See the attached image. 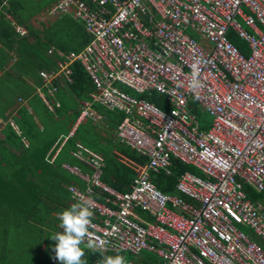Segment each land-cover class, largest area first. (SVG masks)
<instances>
[{
    "label": "built area",
    "instance_id": "2783aa9c",
    "mask_svg": "<svg viewBox=\"0 0 264 264\" xmlns=\"http://www.w3.org/2000/svg\"><path fill=\"white\" fill-rule=\"evenodd\" d=\"M8 2L0 0V12ZM47 13L82 22L89 40L38 69L36 93L53 110L54 81L71 83L73 62L82 65L94 86L89 100L80 102L69 134L58 140L59 148L85 119L103 124L93 108L98 104L122 113L115 136L147 159L123 192L101 180L102 161L80 148L71 154L91 173L63 164L84 183L67 187L69 200L90 198V232L108 242L103 252L146 250L157 255L158 264H264V202L246 191L248 186L264 196V0H56ZM188 29L206 39L211 50ZM230 34L245 42L247 52L231 42ZM54 52L50 47L47 55ZM196 60L204 85L198 94L188 87ZM153 91L167 106L145 97ZM193 102L211 116L208 127L192 111ZM5 122L28 147L15 121ZM173 160L195 167L201 176L184 171L174 191L165 193L150 176H170Z\"/></svg>",
    "mask_w": 264,
    "mask_h": 264
},
{
    "label": "trees",
    "instance_id": "16d2710c",
    "mask_svg": "<svg viewBox=\"0 0 264 264\" xmlns=\"http://www.w3.org/2000/svg\"><path fill=\"white\" fill-rule=\"evenodd\" d=\"M53 1L46 0L42 6L43 9L45 10ZM23 2L25 0H9L5 12H0V118L4 121L10 118L6 117L4 113L8 104H15L14 99L38 97L37 93L33 94L34 84L37 85L41 82L37 72L38 69L51 67L54 58H61L60 52L79 51L89 40V35L84 31L83 25L68 15L54 20L47 27L43 25L41 30L43 37L42 39L39 38L38 32L30 24V19L36 16L42 7L31 12H25L26 7ZM13 22L25 27L27 33L24 35L19 34ZM30 37H33L34 41H30ZM229 38L239 49L247 52L246 47L238 43L236 38L239 37L230 34ZM51 46L56 49L53 57L47 55V50ZM71 71L72 82L67 84L68 88L62 86L58 81H54L57 86L55 95L60 101V106L56 107L53 113L45 108V113L50 115L51 118L56 116L68 118L67 129L74 125L80 111L76 100H89V93L94 91V86L88 74L79 62L72 63ZM145 97L162 107L161 97L157 92L153 91L149 95L146 94ZM29 104L31 105V100H29ZM99 106L98 104L94 105L97 109L100 108ZM192 107L193 104L191 105L193 111ZM104 113L108 117L109 128L116 131L117 125L123 117L122 113L108 110H104ZM13 118L22 135L27 140L29 139V145L24 147L21 137L12 129L9 123L5 122L6 125L1 130L4 138L0 139V165L13 166V172L5 181L6 184L2 183L0 178V240L5 244V247L0 248V264H13L16 255L12 251L14 248L21 247V243L26 246V251L22 256L19 255L18 264H27L31 261H38L36 254L41 255L43 258L48 256V249L45 251L44 249L54 245V240L50 236L60 231L57 214L69 208L72 204L68 203L69 194L65 185L74 177L68 173L66 175L62 170L52 172L51 164L43 160L45 153L49 150L51 140L59 134L58 130L53 133L51 142L45 143L49 140V137L43 136L46 127L40 117L38 119L41 120L44 126L42 133L39 132L36 120L25 106L17 107L14 110ZM200 122L203 128L208 127L210 124V122ZM82 129L85 133L80 132ZM102 137L106 139L107 147L103 146L101 148L99 138ZM2 144H8L9 147L18 151L24 149L25 152L19 158H16L4 151ZM67 144L72 149L78 146H88L94 154L102 151L101 180L122 192L129 189L131 180L143 171L147 161L146 157L138 154L128 145L121 143L116 136L99 133L97 126L91 124L90 121L78 124L73 136L68 138L65 146ZM74 160L76 166L83 172L91 173V169L87 165L76 158ZM171 171L170 176L163 173L150 176L158 190L165 193L173 192L178 176L184 171H190L201 176V173L195 167L183 164L178 160H173ZM25 183H28V185ZM10 185L14 187V190H10ZM15 187L17 188L15 189ZM246 191L251 199L260 200L264 197L263 194L250 190L248 186H246ZM24 230L25 233L21 235ZM12 239H14L13 246L10 245ZM42 247L43 251L40 254ZM35 251H38V253ZM123 253L92 251L89 254L85 253V256L86 254L89 256L87 259L84 258L83 261L85 264H92L93 261L102 258L103 254L115 256ZM21 261L28 262L20 263ZM45 261L43 260V262Z\"/></svg>",
    "mask_w": 264,
    "mask_h": 264
},
{
    "label": "crops",
    "instance_id": "0c3cea01",
    "mask_svg": "<svg viewBox=\"0 0 264 264\" xmlns=\"http://www.w3.org/2000/svg\"><path fill=\"white\" fill-rule=\"evenodd\" d=\"M56 0H54L53 2H52V4H50V6H48L47 8H45V10L47 11L48 10V8H50L53 4H54V2H55ZM69 17H71V15H69V14H67ZM66 15V16H67ZM64 16V15H63ZM63 16H60V17H52V16H50L51 18H53L54 20H56V19H61ZM72 18V17H71ZM54 20H52V22L54 21ZM76 22H80V21H78V20H75ZM52 22H47L46 24H40L39 26H36V27H34L35 29H36V31L38 32V34H39V38H41L42 39V37H43V32L41 31L42 30V26L43 25H45L46 27L48 26V24L49 23H52ZM14 23V26L16 27V26H20V25H18V24H16L15 22H13ZM81 24H82V22H80ZM83 25V24H82ZM21 28H24L25 30H26V28L25 27H23V26H20ZM84 28V27H83ZM27 33V31L24 33V34H26ZM23 34V35H24ZM30 41H34V38L33 37H30ZM51 47H53L54 48V46H51ZM55 49V48H54ZM56 50V49H55ZM32 59V58H31ZM47 68V67H46ZM1 72V71H0ZM37 72H38V70H37ZM39 76V75H38ZM40 78V77H39ZM40 80H41V78H40ZM59 83H61L62 84V86H65L66 88H68V86H67V84L66 83H63L62 81H58ZM30 83L32 84V82L30 81ZM41 84V82L39 83V84H37V85H35L34 84V86H35V90H34V92H33V94L35 95V93H36V88L39 86ZM33 85V84H32ZM52 98H54V101H52V106H53V110H50V109H48V107L43 103L42 105H44L43 106V108H44V110H45V108H46V110H48L49 112H55V108L56 107H59L60 106V101L58 100V98H57V96L54 94V96H51ZM14 98V97H13ZM19 99H20V102H18L19 101ZM34 98H33V96L31 97V98H16V99H14V101H15V104H8V106H7V110L5 111V113H4V115H6V117H10V118H12V119H14L13 118V114H14V110L17 108V107H19V106H25L27 109H28V111L33 115V117H34V119L36 120V122H37V124H38V127H39V132L40 133H42L43 131V124H42V122H41V120H39L38 119V117H40L42 120L44 119V112H41V110L40 111H38L39 110V108H37V109H35V104L34 105H30L29 104V100H33ZM41 100V99H40ZM76 102H77V104H78V108H80V102H81V100H76ZM94 105H96V104H93V108H94V110L95 111H97L98 113H100V114H102V116H103V124L102 125H96L97 126V130H98V132L99 133H101V134H103V133H108V134H110V136H115V130H113V129H111V128H109V126H108V122L109 121H107L108 120V117L106 116V114L104 113V110L106 111V110H108V109H106V108H104V107H102V106H99L100 108L99 109H97L96 107H94ZM34 106V107H33ZM108 111H110V110H108ZM36 112V113H35ZM68 113H69V111H68ZM56 116V115H55ZM85 121H90L91 122V124H93V125H95L91 120H89V119H85L84 121H82L81 123H79V124H82V123H84ZM75 124V123H74ZM6 124H5V121H4V123L3 124H1L0 125V135L2 136V137H0V139H2V138H4V134L2 133V128H4V126H5ZM74 126V125H73ZM73 126H71L67 131L68 132H66V133H63L62 131H60L59 132V134L56 136V137H54V139L52 138V136L51 137H49V140L47 141V142H45V143H48L51 139H53V140H51L50 142H51V145L49 146V150L47 151V153H45V158L43 157V160L45 161H47V163H49V164H51V168H52V172H56V171H59V170H62V171H64V173H66V175H67V173L69 174V175H72L73 177H74V179H72V180H70L69 181V183L67 184V185H65V188H66V190H67V187L69 186V185H71V184H75V185H77V186H79V187H81V188H83L84 187V183L80 180V178L76 175V174H73V173H71V172H69L65 167H63V164H68V165H71V166H76V163H75V160H74V156L71 154V152L74 150V149H72V148H69L68 147V149L67 150H64V147H65V143H66V141L68 140V138H71V137H68L66 140H65V142H64V144L62 145V147H60L59 148V145L57 144V142H58V140L60 141L61 139H64V137L66 136V135H68L69 134V132H70V130L72 129V127ZM45 129V128H44ZM104 137H105V135H104ZM104 137H102V138H99V142H100V145H101V148L103 147V146H106L107 147V143H106V139L104 138ZM42 138V137H41ZM29 140V139H28ZM3 146H4V151H6L8 154H10V155H12V156H15L16 158H19L21 155H22V153H24L25 152V150L24 149H20L19 151L18 150H15L14 148H11V147H9V145L8 144H2ZM81 145V144H80ZM78 146V145H77ZM76 148H80V149H82V151L85 153V154H89V155H94V156H96V157H98L101 161H102V151H100V152H97L98 154H94L93 152H92V150L90 149V147H83V146H78V147H76ZM75 148V149H76ZM0 157H1V153H0ZM74 157V158H73ZM59 159V161H57ZM45 161V162H46ZM102 163H103V161H102ZM84 164V163H83ZM48 169H50V168H48ZM81 170V169H80ZM12 172H13V166H11V165H5V164H1L0 165V173H2V174H0V178H1V182L2 183H7V182H5L6 180H7V178H8V176L9 175H11L12 174ZM40 183V182H39ZM26 185H28V183H25ZM80 185H83V186H80ZM17 187H15V189H16ZM12 189L14 190V187H12L11 185H10V190L12 191ZM19 192V191H18ZM69 204L70 203H72L70 200H69V202H68ZM60 231H62L61 229H60ZM54 246H55V241H54V245H52V247H49L50 248V250H51V256H50V258L48 257V256H46V261L45 262H43V260H44V258L41 256V255H39V257H37L38 258V261L36 260V261H31V262H29V263H27L28 261H25V262H20V263H27V264H59V261L57 262V260H56V258H55V252H54ZM44 247V246H43ZM43 247H42V249H43ZM82 248H84V252L85 253H87V254H89V252H92L91 250H89V249H87L86 247H84V245H82ZM40 250V254H41V251H43V250ZM87 251V252H86ZM15 253V250H13L12 251V253ZM17 252H19V250H17ZM36 253H38V251H35ZM124 253H126V252H124ZM129 253V252H128ZM86 254V256L84 255V257L82 258V259H84V258H88V256L89 255H87ZM131 254V253H130ZM15 257H14V262H13V264H18L19 262H18V260H19V254H16L15 253ZM41 256V257H40ZM103 256H105L104 254H103ZM99 259V258H98ZM102 258H100V260H101ZM24 260V259H23ZM127 262H131V261H126V263ZM152 264H154V262H151ZM92 264H94V261L92 262ZM157 264H158V261H157Z\"/></svg>",
    "mask_w": 264,
    "mask_h": 264
},
{
    "label": "clouds",
    "instance_id": "9594fccd",
    "mask_svg": "<svg viewBox=\"0 0 264 264\" xmlns=\"http://www.w3.org/2000/svg\"><path fill=\"white\" fill-rule=\"evenodd\" d=\"M200 62L196 60L191 65V79L188 83L189 89L198 94L204 86L200 80ZM178 86H183L178 82ZM93 211L90 198L81 196L77 202L72 203L67 209L57 214L59 228L62 231L54 233L51 237L55 241V258L59 264H85V255L82 245L91 251L106 250L107 241L94 238L90 229L93 227ZM99 264H126L122 255L102 256Z\"/></svg>",
    "mask_w": 264,
    "mask_h": 264
},
{
    "label": "rangeland",
    "instance_id": "374dc122",
    "mask_svg": "<svg viewBox=\"0 0 264 264\" xmlns=\"http://www.w3.org/2000/svg\"><path fill=\"white\" fill-rule=\"evenodd\" d=\"M46 0H25L24 5H25V9L24 11L25 12H31L35 9H38L39 7H42L44 2ZM52 20H54L53 18H51L47 11L43 9V7L37 12L36 16L32 17L30 19V24L33 26V27H36V26H39L40 24H46L47 22H52ZM243 27L245 29H247V27L243 24ZM187 33L193 37L201 46H203L204 48H206L207 50H211L212 48V45L206 40L204 39L198 32L194 31L193 29L190 30L188 29L187 30ZM238 43L242 44L243 47H246V44L243 42V40L239 39V38H236ZM246 49V48H245ZM119 87L126 91L127 93H129L130 95H132L133 97H141V95L137 94L136 92H134L133 90L123 86V85H119ZM161 98H160V103L167 106V103L164 101V97L159 95ZM39 97V96H38ZM34 98L33 100H31V104L34 105L35 104V109L39 108L38 111L41 110V112H44V119H43V122L45 124V127H46V131L45 133L43 134L44 137H50L53 136V133L55 131H62L63 133H66L67 132V128H68V118H64V117H59V116H56L54 118H51L50 115H48L47 113H45V110L43 108V103H41L40 101V97L38 98ZM50 100L51 101H54V98L50 97ZM20 102V99L19 101ZM34 107V106H33ZM193 112H195V114L197 115V118L199 121H203L205 123H209L211 121V116H209L205 111H203V109L195 102H193ZM2 124H3V121H2ZM80 132L82 133H85V131L82 129L80 130ZM0 137H2L0 135ZM68 145L67 144L65 147H64V150H67L68 149ZM59 161V159L57 160ZM263 202H264V197H263ZM241 229L247 234L249 235L251 238L253 239H258L255 234L247 227H242L241 226ZM25 233V230L21 233V235H23ZM20 235V234H19ZM15 239V238H14ZM14 239H12L10 241V245L13 246L14 245ZM19 239V238H18ZM5 244L3 243L2 240H0V248L1 247H5L4 246ZM13 248V247H12ZM48 249V257L50 258L51 256V250H49V246L48 248H45V250ZM13 250V249H11ZM15 250V253L16 254H19L22 256V254L26 251V246L24 244L21 243V247H18V248H14ZM17 250H19V252H17ZM43 250V249H42ZM9 252V250H8ZM14 253V252H13ZM14 253V254H15ZM122 256L125 257L126 261H131L133 264H152L151 262H154V264H157V261H158V257L156 254L152 253V252H149V251H146V250H143L141 253H139V255H133V254H130L128 252L126 253H123V254H120ZM31 256V254H30ZM33 256V255H32ZM37 257H39L38 254H36ZM41 257V256H40ZM46 260V256L44 258V261ZM22 262V261H21Z\"/></svg>",
    "mask_w": 264,
    "mask_h": 264
}]
</instances>
